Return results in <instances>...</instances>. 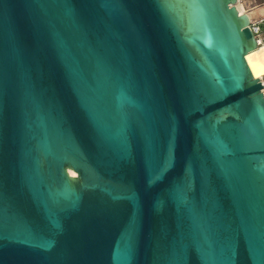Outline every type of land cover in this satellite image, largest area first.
Wrapping results in <instances>:
<instances>
[{"label": "water", "instance_id": "water-1", "mask_svg": "<svg viewBox=\"0 0 264 264\" xmlns=\"http://www.w3.org/2000/svg\"><path fill=\"white\" fill-rule=\"evenodd\" d=\"M236 3L0 0V264H264Z\"/></svg>", "mask_w": 264, "mask_h": 264}, {"label": "built area", "instance_id": "built-area-1", "mask_svg": "<svg viewBox=\"0 0 264 264\" xmlns=\"http://www.w3.org/2000/svg\"><path fill=\"white\" fill-rule=\"evenodd\" d=\"M260 5H264V0H237L236 3V7L241 13L248 14L250 19L249 26L254 33L258 45L264 43V12L259 13L257 18L250 17V13ZM260 79L264 85V75Z\"/></svg>", "mask_w": 264, "mask_h": 264}, {"label": "bare ground", "instance_id": "bare-ground-1", "mask_svg": "<svg viewBox=\"0 0 264 264\" xmlns=\"http://www.w3.org/2000/svg\"><path fill=\"white\" fill-rule=\"evenodd\" d=\"M262 12H264V5H260L256 9H254L250 13V17L257 18L259 16V13ZM246 59L254 76L259 78L262 77L264 75V43L258 45L255 49L248 52L246 55Z\"/></svg>", "mask_w": 264, "mask_h": 264}]
</instances>
